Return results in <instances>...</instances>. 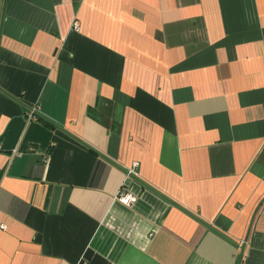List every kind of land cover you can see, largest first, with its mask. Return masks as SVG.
<instances>
[{
  "label": "crops",
  "instance_id": "0c3cea01",
  "mask_svg": "<svg viewBox=\"0 0 264 264\" xmlns=\"http://www.w3.org/2000/svg\"><path fill=\"white\" fill-rule=\"evenodd\" d=\"M241 244L264 264V0H0V264Z\"/></svg>",
  "mask_w": 264,
  "mask_h": 264
},
{
  "label": "built area",
  "instance_id": "2783aa9c",
  "mask_svg": "<svg viewBox=\"0 0 264 264\" xmlns=\"http://www.w3.org/2000/svg\"><path fill=\"white\" fill-rule=\"evenodd\" d=\"M72 26L74 28H76L77 23L73 22ZM34 112H35L34 108L31 109L30 112H28V114L26 116L27 121L36 120ZM136 167H137L136 163H132L130 168L127 171V174L136 176V173H135ZM135 200H136V198L133 195L126 193L123 189H120L119 192L117 193L116 197H115V201L117 203H119L120 205L126 206V207L131 206L135 202Z\"/></svg>",
  "mask_w": 264,
  "mask_h": 264
},
{
  "label": "water",
  "instance_id": "95a60500",
  "mask_svg": "<svg viewBox=\"0 0 264 264\" xmlns=\"http://www.w3.org/2000/svg\"><path fill=\"white\" fill-rule=\"evenodd\" d=\"M243 247H244V244H241L240 248H239V254H238V258H237V263H239V260H240V257H241V254H242V251H243Z\"/></svg>",
  "mask_w": 264,
  "mask_h": 264
},
{
  "label": "trees",
  "instance_id": "16d2710c",
  "mask_svg": "<svg viewBox=\"0 0 264 264\" xmlns=\"http://www.w3.org/2000/svg\"><path fill=\"white\" fill-rule=\"evenodd\" d=\"M45 125H48V124L45 123Z\"/></svg>",
  "mask_w": 264,
  "mask_h": 264
}]
</instances>
